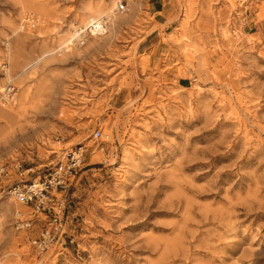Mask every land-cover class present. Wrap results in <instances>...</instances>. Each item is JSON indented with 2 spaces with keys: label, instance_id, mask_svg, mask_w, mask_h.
Masks as SVG:
<instances>
[{
  "label": "rangeland",
  "instance_id": "374dc122",
  "mask_svg": "<svg viewBox=\"0 0 264 264\" xmlns=\"http://www.w3.org/2000/svg\"><path fill=\"white\" fill-rule=\"evenodd\" d=\"M154 1L0 0V166L34 178L85 151L42 253L0 178V264H264V0H159L166 33ZM159 27L157 69L137 48Z\"/></svg>",
  "mask_w": 264,
  "mask_h": 264
},
{
  "label": "built area",
  "instance_id": "2783aa9c",
  "mask_svg": "<svg viewBox=\"0 0 264 264\" xmlns=\"http://www.w3.org/2000/svg\"><path fill=\"white\" fill-rule=\"evenodd\" d=\"M116 9L120 13L125 11L122 3H119ZM4 72H7L6 68ZM8 89H10L8 92L3 93L4 96L13 94L10 86ZM4 99L10 100L12 97ZM92 135L103 142L109 140V136L101 130L93 131ZM84 154L85 151L81 147L71 149L55 164L46 165L34 178H29L32 170L22 169L19 163L7 162L0 166V178L6 177L7 183H11L6 195L30 211L28 218H24L21 212L16 213L14 230L26 237L28 231L33 233L27 237L33 251L37 253L47 251L57 240L58 233L62 236L67 192L78 173L84 168Z\"/></svg>",
  "mask_w": 264,
  "mask_h": 264
},
{
  "label": "crops",
  "instance_id": "0c3cea01",
  "mask_svg": "<svg viewBox=\"0 0 264 264\" xmlns=\"http://www.w3.org/2000/svg\"><path fill=\"white\" fill-rule=\"evenodd\" d=\"M166 4L167 3L165 2L156 0L149 5V10L151 7L150 12L155 17L158 15L164 17V21L157 22V25L160 27L165 26V28L162 29L165 33L172 25L171 22L169 23L167 21L168 11ZM160 27L157 29L156 32H152L143 41H141L137 48L139 52L149 56V60L151 62L152 67L157 69H160L161 67H163L164 64H166L162 57V54L166 53V49H168L165 43L162 41ZM170 76L173 78L174 74H170ZM188 81V78L177 79L178 86L182 88H186V85H188Z\"/></svg>",
  "mask_w": 264,
  "mask_h": 264
},
{
  "label": "bare ground",
  "instance_id": "6f19581e",
  "mask_svg": "<svg viewBox=\"0 0 264 264\" xmlns=\"http://www.w3.org/2000/svg\"><path fill=\"white\" fill-rule=\"evenodd\" d=\"M113 10V9H112ZM113 11H110L104 15H101L99 13H92L90 17H88V21L86 24L80 28H75L74 32H70V39L66 44L72 43L75 41L78 44H82L85 41V32L88 30V34L91 35V37H97L99 34L105 32L108 29L107 23L111 22V28L113 29L116 26V22L112 19ZM105 17V18H104ZM107 20V21H106ZM118 23V22H117ZM84 28V29H83ZM10 89L5 88L2 89V95L8 92ZM4 96V95H3ZM13 94L8 95V97L5 95L4 97L6 99L11 98ZM19 211H16L18 213ZM44 252V251H42ZM39 252V253H42Z\"/></svg>",
  "mask_w": 264,
  "mask_h": 264
}]
</instances>
